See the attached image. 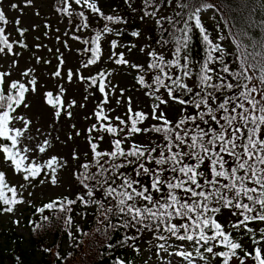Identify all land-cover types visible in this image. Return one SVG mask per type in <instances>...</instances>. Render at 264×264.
I'll use <instances>...</instances> for the list:
<instances>
[{
	"label": "snow or ice",
	"instance_id": "1",
	"mask_svg": "<svg viewBox=\"0 0 264 264\" xmlns=\"http://www.w3.org/2000/svg\"><path fill=\"white\" fill-rule=\"evenodd\" d=\"M124 7L0 0V215L62 230L66 253L42 249L62 264L85 239L91 264H264V19Z\"/></svg>",
	"mask_w": 264,
	"mask_h": 264
},
{
	"label": "trees",
	"instance_id": "2",
	"mask_svg": "<svg viewBox=\"0 0 264 264\" xmlns=\"http://www.w3.org/2000/svg\"><path fill=\"white\" fill-rule=\"evenodd\" d=\"M227 2H230V0H227ZM260 2L261 0H247L248 8L245 9L244 15L251 14L256 22L264 19V8H261ZM115 6L121 12L127 11L123 2L117 3ZM224 31H228L227 25H225ZM250 34L258 41L264 39V33L259 28L250 29ZM193 54L197 58L203 54L201 43L198 40L193 42ZM0 216L11 215L2 214ZM30 220H35L37 224L43 223L40 219V214L33 212L26 216L25 219L27 235L18 234L10 227H5L0 231V264H62L51 253H45L42 249L51 248L53 253L59 251L64 254L68 251V245L71 242L66 240L62 230L48 235H45L42 229H37L36 232H33L32 225L29 223ZM116 238H119V234H116ZM76 251L79 253L76 264H91L94 249L90 246L87 239H85L84 246ZM113 254L130 255L128 250L124 248L114 250ZM16 257H19L18 261Z\"/></svg>",
	"mask_w": 264,
	"mask_h": 264
},
{
	"label": "rangeland",
	"instance_id": "3",
	"mask_svg": "<svg viewBox=\"0 0 264 264\" xmlns=\"http://www.w3.org/2000/svg\"><path fill=\"white\" fill-rule=\"evenodd\" d=\"M124 3V0H101V6L102 8L108 12L112 6H115L117 3ZM28 14V10H26V15ZM43 14V13H42ZM11 15H15V13H10ZM42 31V29H41ZM235 46L233 45V48ZM40 199H43V197H40ZM39 206V203L37 202V207ZM33 213V209L31 206H21L20 210L15 214V217L13 216H0V231L5 227L13 228L18 234L21 235H27V228L25 226V219L26 216ZM19 217L21 220V225L18 227L13 224V219ZM227 218V217H226Z\"/></svg>",
	"mask_w": 264,
	"mask_h": 264
}]
</instances>
